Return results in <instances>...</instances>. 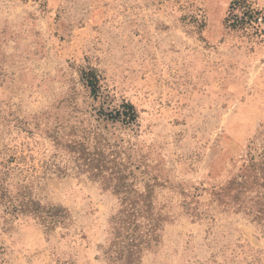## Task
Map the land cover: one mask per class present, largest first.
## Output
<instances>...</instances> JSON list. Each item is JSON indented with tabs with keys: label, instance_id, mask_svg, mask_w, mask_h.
Wrapping results in <instances>:
<instances>
[{
	"label": "rangeland",
	"instance_id": "rangeland-1",
	"mask_svg": "<svg viewBox=\"0 0 264 264\" xmlns=\"http://www.w3.org/2000/svg\"><path fill=\"white\" fill-rule=\"evenodd\" d=\"M231 2L0 0V264H114L121 195L72 163L85 138L161 216L137 264H264V186L212 200L264 169V22L229 27ZM123 104L134 124L99 116Z\"/></svg>",
	"mask_w": 264,
	"mask_h": 264
},
{
	"label": "trees",
	"instance_id": "trees-1",
	"mask_svg": "<svg viewBox=\"0 0 264 264\" xmlns=\"http://www.w3.org/2000/svg\"><path fill=\"white\" fill-rule=\"evenodd\" d=\"M229 9V15L226 18L229 27L240 29L250 27L258 33L261 21L264 22V15L252 9L247 0H232ZM88 75L89 78L86 80L88 84L92 87L96 86L95 73L91 72ZM99 116H102L104 121H117L124 125L134 124L137 120L136 111L128 104H123L121 110L99 112ZM85 139L84 143L73 142L65 146L72 163H79L91 179L101 180V186L104 189L110 190L111 187L114 194L121 195V209L110 217L112 242L107 253H110L114 264H137L143 249L154 241V234L160 226L161 216L154 213L150 192L144 190V193H138L130 188L128 182L129 179H133L130 172L120 176L117 175L120 171L110 173L111 162L110 159H106L107 156L110 158V147L90 148L88 139ZM259 180L264 181V169L258 164L246 161L238 174L212 194V200L226 208V211L230 208H233L234 212L247 209L244 202L247 194L253 192L256 186L258 188L264 186L259 184ZM261 198L262 195L258 194V199ZM248 202H251V199ZM186 211H191L192 215L195 213V210L191 208ZM243 212L250 215L249 210Z\"/></svg>",
	"mask_w": 264,
	"mask_h": 264
}]
</instances>
